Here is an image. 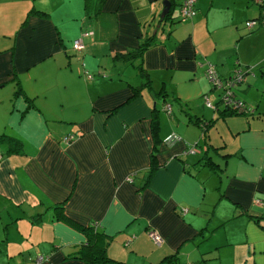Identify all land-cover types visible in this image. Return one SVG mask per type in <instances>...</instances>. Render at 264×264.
<instances>
[{
	"label": "crops",
	"instance_id": "crops-1",
	"mask_svg": "<svg viewBox=\"0 0 264 264\" xmlns=\"http://www.w3.org/2000/svg\"><path fill=\"white\" fill-rule=\"evenodd\" d=\"M160 1L0 0V264H90L94 222L126 264H264V0L210 43L205 0L169 30ZM209 61L254 111H224Z\"/></svg>",
	"mask_w": 264,
	"mask_h": 264
},
{
	"label": "built area",
	"instance_id": "built-area-1",
	"mask_svg": "<svg viewBox=\"0 0 264 264\" xmlns=\"http://www.w3.org/2000/svg\"><path fill=\"white\" fill-rule=\"evenodd\" d=\"M196 1L197 0H182V2L180 3V7H179V13L182 18H191L196 14V7H195ZM259 23L261 25H264V20L258 21L256 20V18H252V19L247 20L246 24L249 28H253ZM83 46L84 44H83L82 38H78L75 40L74 47L76 49H81ZM206 73L209 76L213 86L215 88L222 89L220 101L224 105V107L236 109L238 111H253L254 110L251 108V106L247 105L243 99L238 98L234 94V91L232 90V87L235 84L241 83L245 79L246 72L244 71L242 67L240 68V66H237L229 77L223 78L220 76L215 63L209 61L207 62ZM205 100L208 106L216 107V105L214 104V102H212L208 94L205 95ZM171 106H172L171 103L167 102L164 107L168 112H171L172 111ZM75 137H76L75 134L69 133L64 137V139L66 141H71ZM178 137L179 136L175 132H172L164 139V142L166 143L173 142ZM94 223L96 226L98 225V222H94ZM149 235L153 238V240L157 244L162 243L163 236L158 230L153 229V228L150 229ZM128 243L129 242H127V244ZM44 259L45 257L43 255L38 256L39 261H42Z\"/></svg>",
	"mask_w": 264,
	"mask_h": 264
},
{
	"label": "rangeland",
	"instance_id": "rangeland-1",
	"mask_svg": "<svg viewBox=\"0 0 264 264\" xmlns=\"http://www.w3.org/2000/svg\"><path fill=\"white\" fill-rule=\"evenodd\" d=\"M206 4H207V11H208V18H209V23H208V18L205 22H203L204 24L202 25V23L200 24V28L198 30V38H200L201 40H209V43H210V39L208 38V34L210 36L214 34L216 35H221L223 38H221L222 41H225L227 40V35H228V31H229V28L227 26L224 27V23H220L221 20H224V21H227L229 20V22L232 21V25L234 27H236L237 25V22L239 20V14L233 10V4L231 2V0H205ZM162 7H163V0L160 1ZM211 3H213L211 5ZM258 5V3H257ZM179 7H180V0H174V5H173V8L171 9V13H170V17H167V20H165L164 22V26L167 30L171 29V27L175 26L176 24H183L185 21H187L189 18H182L180 16V13H179ZM198 11V15L200 13V10H197ZM251 13L250 10L247 11V13ZM196 15H194L193 17H195ZM252 18H257L256 20L260 21L262 20L260 17L258 16H255V17H252ZM252 18H249V19H252ZM241 19V18H240ZM248 18H245V25H246V22L247 20H249ZM209 26L211 27H214V31L213 33L210 31V28ZM258 28L260 27H257L255 30H258ZM243 29H246V26L243 27ZM205 41V42H206ZM229 41V39H228ZM241 68V67H240ZM220 89V88H219ZM219 89H216V90H219ZM221 90V89H220ZM222 93V91H221ZM215 97H221V94L219 91H217L214 95V98ZM171 101H168V102H172V104L174 103L175 107L177 106L178 104V101L174 98V97H170ZM165 102V100H163ZM220 105H222V103H219ZM164 107V105H163ZM161 112L164 114H166L167 112L162 110V107H161ZM169 113V112H168Z\"/></svg>",
	"mask_w": 264,
	"mask_h": 264
},
{
	"label": "trees",
	"instance_id": "trees-1",
	"mask_svg": "<svg viewBox=\"0 0 264 264\" xmlns=\"http://www.w3.org/2000/svg\"><path fill=\"white\" fill-rule=\"evenodd\" d=\"M171 1H172L173 5H174V0H171ZM181 2H182V0H181ZM169 17H170V14H169ZM260 26H263V25H261L259 23L256 26H254L252 29H255V28L260 27ZM154 41H155V38L153 36L152 37L150 36V37L146 38V40H144V42L141 44V46L137 50L132 52L131 55H129L128 57L132 59V58H134V56H137V55L141 54L143 52V50H145L149 45L154 43ZM138 66H139L141 72H143V74L146 75L145 70L143 68H141L140 64ZM145 85L151 86V81H150L149 77H148V80H147ZM213 88H215V87L213 86ZM169 103H171V102H169ZM171 105H172V103H171ZM225 108L226 109H224V111H238V110L232 109V108H227V107H225ZM171 109H172V106H171ZM171 112H169V113H171ZM238 112H241V111H238ZM242 112H244V111H242ZM203 121H205V120H203ZM203 121H202V123H203ZM203 124H205V123H203ZM158 125H159L158 122L154 121V128L155 129L158 128ZM90 227L95 228L96 231L92 232V235H91V237H90V239H89V241L87 243V248H85L82 251V256L85 257L89 261L90 264H107V263H111V264H126L125 261H122V260H119V259H115V258L111 257L108 254V252L106 250V242L107 241H103V238H104L105 234L98 231L97 226L95 225V223H93V225H91ZM127 242H130V239L127 240ZM127 242H126V244H127ZM175 264H180V263L175 262Z\"/></svg>",
	"mask_w": 264,
	"mask_h": 264
},
{
	"label": "water",
	"instance_id": "water-1",
	"mask_svg": "<svg viewBox=\"0 0 264 264\" xmlns=\"http://www.w3.org/2000/svg\"><path fill=\"white\" fill-rule=\"evenodd\" d=\"M172 8H173V3L171 0H163V9L160 13L158 27H165L164 22L165 20H167V17H169Z\"/></svg>",
	"mask_w": 264,
	"mask_h": 264
}]
</instances>
